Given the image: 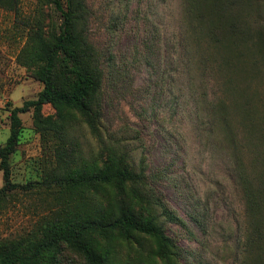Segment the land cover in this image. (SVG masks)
I'll list each match as a JSON object with an SVG mask.
<instances>
[{
	"label": "rangeland",
	"instance_id": "1",
	"mask_svg": "<svg viewBox=\"0 0 264 264\" xmlns=\"http://www.w3.org/2000/svg\"><path fill=\"white\" fill-rule=\"evenodd\" d=\"M226 1L218 23L211 0H88L87 33L104 73L100 136L75 113L64 144H77L89 162L103 157L105 145L128 153L180 219L160 216L175 245L171 259L158 256L153 238L136 234L113 238L111 263L251 264L264 247V212L248 210L246 192L264 190V0ZM9 3L0 0V146L10 134V108L44 87L18 59L28 31L41 17L52 32L62 21L49 0ZM42 113L59 121L50 104ZM21 118L11 156L20 186L0 202V253L5 244L34 239L43 222L82 200L48 176L59 139L38 129L33 110ZM102 194L112 199L117 192ZM62 258L86 264L69 251Z\"/></svg>",
	"mask_w": 264,
	"mask_h": 264
},
{
	"label": "trees",
	"instance_id": "2",
	"mask_svg": "<svg viewBox=\"0 0 264 264\" xmlns=\"http://www.w3.org/2000/svg\"><path fill=\"white\" fill-rule=\"evenodd\" d=\"M190 1L192 6L193 0ZM16 2L10 0V7ZM49 2L61 14L59 31L48 30L42 17L36 19L18 56L23 65L34 68V76L44 87L37 98L10 108V134L0 146V168L4 179L0 202L20 186L12 181L11 156L17 151L24 128L21 114L30 110L34 111L38 129L45 136L53 132L51 137L59 139L57 166L48 176L62 190L70 195L77 193L82 200L73 204L74 211L61 209L62 213L57 217L43 222L33 235L34 239L5 244L0 253V264H63L65 251L83 259L86 264H114L109 259L110 242L115 237L130 240L136 234L153 238L158 256L171 259L176 255L175 245L160 216L174 222H180V219L150 186L145 168L142 166L137 170L128 153L115 147L105 145L103 157L89 162L78 151L77 144H64L68 117H74L75 113L87 122L95 135L100 136L104 73L101 52L87 33L88 0ZM223 2L225 0H211L218 23L225 17ZM202 16L200 12L195 14V17ZM230 28L232 35H237L236 24L232 23ZM210 32L219 42L212 27ZM46 104L57 110L59 121L43 115ZM241 181L243 185V176ZM107 188L117 192L112 199L102 194ZM246 192L248 210L264 212V190L261 195L250 187ZM258 253L257 257L256 254L251 258L254 259L251 264H264V247L261 246Z\"/></svg>",
	"mask_w": 264,
	"mask_h": 264
}]
</instances>
